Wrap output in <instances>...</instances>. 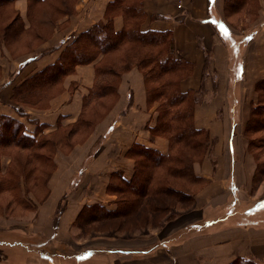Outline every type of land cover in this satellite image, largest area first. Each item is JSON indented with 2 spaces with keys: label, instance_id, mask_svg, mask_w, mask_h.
Masks as SVG:
<instances>
[{
  "label": "crops",
  "instance_id": "0c3cea01",
  "mask_svg": "<svg viewBox=\"0 0 264 264\" xmlns=\"http://www.w3.org/2000/svg\"><path fill=\"white\" fill-rule=\"evenodd\" d=\"M113 1L78 0L67 33L56 29L55 41L44 48L68 43L71 32L104 21L105 7ZM259 1L258 18L240 27L223 19L224 0L142 1L146 17L141 28L170 30L176 55L192 66L179 89L204 95L194 106V126L211 136L225 135L226 149H213L214 169L210 152L194 164L195 174L210 180L194 203L167 222L163 233L150 224H135L141 220L140 208L112 214L117 198L106 188L113 176L117 181L119 175L131 179L134 146L164 155L170 148L166 137L148 129L155 125L158 103L148 104L142 72L131 67L121 74L115 100L87 136L68 151L54 152L48 194L26 198L36 205L34 215L19 220L20 227L13 216L0 218V226L7 227L0 230V264H230L236 258L264 264V177L255 183L256 160L243 138L235 140L236 109L240 106L242 119H247L245 104L255 99V83L264 80V0ZM16 3L23 14L25 0ZM112 25L115 31L123 29L121 14L112 17ZM63 47L23 62L22 81L52 64ZM94 64L76 66L65 80V91L51 100L48 110L27 109V116H18L10 103L0 105V115L18 119L32 136L54 129L57 123L76 121L94 82ZM72 84L74 89L68 91ZM31 120L37 121V131ZM100 138L99 147L93 148ZM75 178L79 182L68 192ZM59 204L63 208L56 213ZM88 205H101L106 213L84 221ZM180 227L186 233L178 239L175 231ZM159 234L170 238L160 240ZM84 250L89 252L80 255Z\"/></svg>",
  "mask_w": 264,
  "mask_h": 264
},
{
  "label": "trees",
  "instance_id": "16d2710c",
  "mask_svg": "<svg viewBox=\"0 0 264 264\" xmlns=\"http://www.w3.org/2000/svg\"><path fill=\"white\" fill-rule=\"evenodd\" d=\"M12 1L0 0V6L5 2L8 4ZM142 1L114 0L111 2L106 10L108 21L93 24L87 30L71 38L52 64L25 79L18 86L21 91L22 87L28 86L27 83L33 82L34 84H31L30 87L34 89L45 80L55 82L58 76L65 78L72 74L78 65L95 62L93 86L82 99V109L77 119L78 122L73 125L76 126L74 128L76 130L72 131L71 127L60 138H66L70 135L65 148L68 151L74 143L82 141L87 136L86 134L89 133L92 126L111 107L116 98V89L121 74L131 67H137L144 78L148 104L150 105L155 101L158 103L155 125L152 128L148 127V129L153 135L166 137L170 148L168 153L164 155L143 146H134L131 152L135 159L134 172L130 180H124L122 175H119L118 180L125 186H118L120 189L116 191L118 193L116 195L117 208L112 214L114 216L123 213L128 214L136 212L140 208L142 215L149 216L152 219V216L155 217L158 210L164 209V205L158 204L161 201L157 200V193L177 200L179 198L172 194H179L181 197L179 202H187V200L192 199V194L185 192L182 188L174 187L170 181L168 182V179L177 180L180 178L181 180H187L189 175V178L191 176L199 181L200 178L192 172V165L196 160L202 158L201 155L200 157L197 156V150L200 147L203 146L205 153L208 136L202 129L196 128L192 121V112L196 104V99L192 94L198 92H182L179 89L180 80L188 75V69H191L192 66L188 61L176 55L170 30L154 31L141 28L146 17L142 8ZM252 1L224 0L223 9L226 13L231 9H236L231 13L244 12L245 16H248ZM114 14H121L124 19V27L120 31H115L113 28L112 17ZM12 23L14 22L12 21L5 29L12 26ZM98 56H100L99 59H97ZM110 56L112 58L109 61L107 59ZM96 59L97 61H95ZM258 83L257 87L263 94L259 95V100L253 107L246 125L250 123L251 117L256 115L254 113L256 107L260 104L263 106L262 103H264V80ZM18 114L27 116L24 111L18 112ZM0 118L3 122L13 123L15 130L21 128L22 123L15 118L6 115H0ZM32 121L36 124L37 131V121ZM10 124H7L4 129L5 132L8 131ZM260 124L263 129L264 121ZM65 126L58 124V128H65ZM261 128L259 130H262ZM78 132H84V136H86H83V139L77 138L75 140L73 136ZM45 134L28 135L24 132V126H22L21 135L26 138L29 137L30 142L36 140L32 143L34 146L42 148L46 144V140H39ZM174 145L175 150L172 152ZM57 149L60 148L55 150ZM196 157L199 158L195 159ZM164 158L166 162H164ZM256 165V181H258L264 177V159L260 162L256 160ZM51 168H53V164L50 166L48 175L51 173ZM162 173H166V178L165 176L162 177ZM130 185L133 188L128 189ZM83 213H86L84 221H89L90 218L94 219L95 216L97 219L102 218L103 213H106V211L101 205H88L84 207ZM79 223H82V221ZM230 264L257 263L250 258H236Z\"/></svg>",
  "mask_w": 264,
  "mask_h": 264
},
{
  "label": "rangeland",
  "instance_id": "374dc122",
  "mask_svg": "<svg viewBox=\"0 0 264 264\" xmlns=\"http://www.w3.org/2000/svg\"><path fill=\"white\" fill-rule=\"evenodd\" d=\"M16 2L17 0H13L12 2H8V4L5 2L2 4V6H0V105L4 106L11 103L13 111L18 116H21L18 114V112L20 113L27 109L34 111L48 110L50 108L51 100L57 97L60 93L64 92L66 89L65 80L71 74L65 78H63V76H58L56 78L57 80L55 79V82L45 80L42 84H39V86L34 89H31L30 87L31 84L34 83L29 82L27 83L28 86L25 85V87H22L20 91L18 85L24 80L22 81L20 78L21 75L19 72L23 67V62H29L31 60H36V58L48 55L66 44L65 42V44L58 42L55 45H50L44 48L46 43H53L55 41L54 35L56 29L67 33L70 27V17L77 13L75 7L78 0H25L26 10L23 14L19 9H17ZM109 5L110 3H108L105 7L104 21L98 22L108 21V18L106 17V10ZM235 10L236 9H231L228 11V13H226L223 9V19H225V21H227L230 25L240 27L242 24H244V22L248 24L249 21H253L258 18L260 1H252L250 11L248 13L249 15L247 14L248 16H246L248 21L244 18V12H241L242 14L231 13ZM12 21L14 22L12 23V26L5 29V27L10 25ZM77 34L78 32L73 34L71 32L70 38H73ZM64 37L61 38V40H63ZM99 57L100 56H98L97 59H99ZM110 58H112V56H110L107 60L110 61ZM97 59L95 61H97ZM12 62H18V65H14ZM11 69H13V72H11ZM191 72L192 67L191 69H188V75L186 77L190 76ZM259 81H257L254 86L255 99H253V101L251 99V101H248L245 104L247 107V119H242L240 106H238L236 109L235 140L237 143L243 138L244 141H246L247 149L253 153L252 155H254V159L260 162L264 159V128L262 129L260 124L264 121V103H262L263 106L260 104L256 107V110L254 111L256 115H253L251 117L250 123L246 125L250 118V114L253 111V107L259 100V95L263 94V92L257 87L259 85ZM16 82L20 83L17 84ZM67 89L68 91H72L74 89L73 84L68 86ZM192 96L196 99V103H198L201 101V98L204 95L201 93H195L194 95L192 94ZM16 109H19L17 110L18 112ZM77 119L74 122L65 124V128H58L57 123L54 129L47 131L45 136H41L39 138V140H46V144L40 148L38 146L32 145V143L36 140L30 142L31 140L28 139L29 137L26 138L21 135L23 124L21 125V128L15 130V125L13 123L10 124L3 122V120L0 118V218L3 216H13V218L18 222L16 225L20 227L21 224L19 223V220H29L34 215L36 205L32 202L30 204V201L28 202V199L26 198H29L30 196L40 198L48 194L46 181L50 175H48L50 166L53 164L54 150L56 148H60V150L64 152L67 151L65 148L66 144L69 142L68 140L70 135L66 136V138H60L63 137L69 128L72 127V131L76 130L74 129L76 126L73 125L78 122ZM192 121L194 124L193 117ZM7 124H10V127L8 131L5 132L4 129L6 128ZM260 128L262 130H259ZM202 130L203 132H206L208 136L205 145L206 151L204 153L203 146L197 150V156L200 157L201 155L202 158L200 160H196L193 163V174H195L194 164L196 162H201L207 152H210L209 158L214 169L216 157L214 156L213 149H226L225 135L224 137L221 136L218 138L217 136H211L206 129ZM226 130H228V126L226 127ZM83 136L84 132H78L77 134L75 133L73 137L76 140L77 138L83 139L85 137ZM101 141L102 138L98 139L96 146L93 148H98ZM174 150L175 145L171 151L173 152ZM199 157H196L195 159H198ZM163 160L166 162L165 158ZM163 174L164 173H162V177L165 176L166 178V173L164 175ZM76 175L79 178V174ZM113 177L115 179L108 184L106 192L111 195H117L118 193H116V191H119L120 189L118 186L125 185L121 184L120 180L117 181L115 176ZM169 181L172 185H174V187L180 189L182 188V190L185 192L192 194V199L187 200V202H179V199H181L179 194H172L173 196L179 198L177 200L176 198H167L164 197V194L157 193V200L161 201V203L158 204L164 205V209H161L160 211L158 210V212L155 214V217L152 216L153 220L149 218V216L145 217L142 215L141 220L135 222V224H139L142 227L148 226L150 224L152 226H156L160 233L165 232V228L163 227L167 224V222L179 217L183 209L189 208L192 203H194L195 195L201 191L208 182H210L208 178L202 177L199 179V181H196V179H193L191 176L189 178V175L187 180H181L178 178L177 180L168 179V182ZM78 182L79 180L75 178V181L70 186L71 189L68 190V192L72 191ZM255 183L257 184L258 182L256 181ZM129 188H133L132 185L128 186V189ZM66 195L67 193L63 197ZM61 208H63V205L59 204L56 213H60ZM185 220H182V222ZM3 228L7 227L0 226V230H3ZM14 228H16L15 225L12 226V229ZM181 229L182 227L176 229V233L174 232L178 239L184 236L186 233ZM158 238L160 240H167L170 237L159 234ZM85 252L89 251L84 250L80 253V255L85 254Z\"/></svg>",
  "mask_w": 264,
  "mask_h": 264
}]
</instances>
